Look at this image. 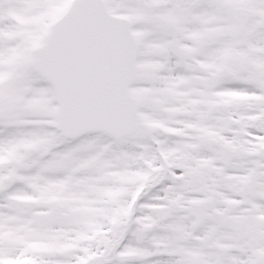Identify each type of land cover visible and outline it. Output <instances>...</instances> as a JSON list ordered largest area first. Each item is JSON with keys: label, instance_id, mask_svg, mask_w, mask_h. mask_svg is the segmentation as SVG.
<instances>
[{"label": "rangeland", "instance_id": "1", "mask_svg": "<svg viewBox=\"0 0 264 264\" xmlns=\"http://www.w3.org/2000/svg\"><path fill=\"white\" fill-rule=\"evenodd\" d=\"M229 1L253 7L257 16L264 14V0ZM69 2L70 0H0L3 18L0 29V96L5 108L4 137L7 133H12V130L15 132L12 141L1 144L0 154L6 161L3 165L0 162V181L4 190H8L10 187L4 180L17 172L23 175L25 184L29 180L32 186L35 185L39 190L38 195L42 197L41 208L26 217L30 219L26 228H23V224L17 226L13 222L15 214L3 207L0 215V264H11L12 257L21 250L24 252L21 251L20 254L29 252L36 255L37 259L33 258L30 264H79L90 255L108 248L114 234L119 240L125 231L129 211L134 212L132 223L128 226L132 232L129 238L127 235L123 237L122 244L118 242L117 256H129L130 264H139L141 255L145 257L152 254V250L156 248H162L165 254L177 249L180 252L187 251L190 218L186 210L174 214L168 227H149L148 230H144L145 220L140 214L143 206H157L164 202L170 203V206L177 204L179 207H186L191 199L189 192H192L194 186L191 177L197 167L180 166L171 175L175 180L167 189L168 193L172 190L175 193L166 197L167 201H162L164 194L162 196L159 192L163 188L151 193L152 176L148 182L144 181L148 175L144 161L157 150L151 142L144 140L143 131L120 141L96 132L76 140H68L52 127L57 106L53 87L30 67L29 61L35 56L33 46L42 43L50 21L66 9ZM106 2L111 12L132 18L134 32L141 43H144L142 55L138 59V74L131 86L134 96L142 102V119L143 112H150L144 117L155 123L166 117L173 121L179 120L182 116L178 115V106L188 104L190 91L180 92V89L187 87L178 86L169 66H155L159 61L158 55H154L157 51L152 50L148 37L143 38V0ZM154 13L155 11H148V14ZM226 21L229 27L232 21L229 17ZM223 22L220 15L214 26L218 27L220 23L223 29ZM255 37L253 34H246L238 45L228 39L223 50L227 54L229 65H246L240 73V78L245 79L244 86H248L247 80L253 74L251 66L257 63L264 66V54L255 50ZM218 61L219 59L213 65ZM26 87H30L28 95L23 94ZM250 94L254 99L255 94ZM13 124L16 129L12 127L8 131V126ZM184 124L183 121V124L178 125L180 127L177 132L183 131V134L176 141L162 140L163 149L166 144L171 147L168 152H181V147L190 138L189 133L184 130ZM31 144L39 147L38 154L30 151ZM47 148H52L50 156L43 155ZM145 149L147 152L143 151ZM145 153L147 156L143 159ZM17 162L19 168L15 165ZM32 163L36 164L35 169H32ZM150 164L155 167L151 172L156 175L153 179L155 181L161 177L162 174L159 173L162 172V167L154 161L148 166ZM185 182L189 184L186 185ZM144 194L148 196L143 197ZM53 196H56L53 200L57 206H51L52 209L46 200ZM48 210L54 211L57 216L64 214V219L57 218L47 230L36 228L37 213ZM116 213L119 214L113 229L112 217ZM141 229L144 234L137 238L136 232ZM128 231L125 232L128 234ZM184 238L185 241H182ZM27 240L32 241L29 250L22 246ZM150 241H158L159 244L152 246ZM69 246L77 248L70 252L67 249ZM18 264L29 263L24 260Z\"/></svg>", "mask_w": 264, "mask_h": 264}, {"label": "flooded vegetation", "instance_id": "2", "mask_svg": "<svg viewBox=\"0 0 264 264\" xmlns=\"http://www.w3.org/2000/svg\"><path fill=\"white\" fill-rule=\"evenodd\" d=\"M226 1L143 0V38L148 37L152 50L157 51L154 55H158L159 61L155 66H169L178 86L187 87L180 89V92L190 91L188 104L178 106V115L182 116L179 120L173 121L166 117L155 123L144 117L150 112H143V122L150 126L151 131L149 134L143 129V138L157 150L144 161L148 171L144 181L148 182L152 176L151 193L163 188L159 192L162 196L164 194L161 200L167 201L165 198L175 193L174 190L167 192L175 180L171 175L180 166L197 167V170L191 177L194 186L189 192L191 199L186 207L177 204L170 206L167 202L144 206L141 217L145 220L144 230L149 227H168L174 214L186 210L190 218L186 239L189 248L187 251L180 252L177 249L167 254L163 253L162 248H156L152 254L145 257L141 255L139 264H264V66L258 63L252 65L253 74L247 80L248 86H244L245 79L240 78V73L246 65H228L227 54L223 52L229 39L228 13L222 7ZM148 11L155 13L148 14ZM220 15L224 21L223 29L220 23L218 27L214 26ZM2 24L0 11V29ZM246 34L256 36L255 50L264 54V14L257 16L256 10L252 9L251 18L234 44L242 43ZM143 48L144 43H141V52ZM250 93L255 94L254 99ZM4 110L0 96V149L4 142L15 138L13 130L4 137ZM183 121L187 125H183L184 130L190 138L183 144L179 154H173L167 151L170 146L165 144L163 149L162 140L176 141L183 134V131L177 132L178 125L183 124ZM12 127L14 129L15 124L8 126L7 130L11 131ZM39 150L38 147L32 152L38 154ZM143 151L147 152V149ZM51 153V150L48 153L43 151L45 156ZM0 156L3 158L2 154ZM145 156L146 153L143 159ZM153 161L162 167L159 173L162 175L155 181L156 175L151 173L155 167L153 164L148 166ZM15 164L19 168V163ZM31 167L35 169L37 166L32 163ZM4 182L10 188L4 190L0 181V215L5 207L8 212L15 214L13 222L17 226L23 224V228H26L30 220L26 217L41 208L39 190L29 180L25 184L23 175L17 172L12 177H6ZM8 197L34 199L37 207L26 214L9 210ZM54 197L46 200L53 208L57 206ZM197 205L208 206V209L204 221L195 227V216L189 206ZM45 207L49 209L47 205ZM44 215L51 222L47 228L57 218L64 219V214L57 216L54 211H42L37 213L35 225ZM131 223L130 214L125 221V231L129 230ZM36 228L47 230L37 225ZM125 231L119 240L114 234L108 248L97 252L108 253L106 264H130L129 256L116 254L117 244L122 242ZM150 243L152 246L159 244L158 241ZM76 248L69 246L67 249L71 252ZM82 263L80 261L79 264Z\"/></svg>", "mask_w": 264, "mask_h": 264}, {"label": "water", "instance_id": "3", "mask_svg": "<svg viewBox=\"0 0 264 264\" xmlns=\"http://www.w3.org/2000/svg\"><path fill=\"white\" fill-rule=\"evenodd\" d=\"M228 11L235 18L243 13L234 7ZM37 53L31 65L54 86L58 103L54 126L66 136L104 131L121 138L144 126L139 101L129 90L137 74L139 42L131 19L111 13L105 0H73L53 22ZM34 207L29 200L9 199L10 209L25 213ZM191 209L198 225L206 208ZM105 261V256L96 255L85 264Z\"/></svg>", "mask_w": 264, "mask_h": 264}]
</instances>
